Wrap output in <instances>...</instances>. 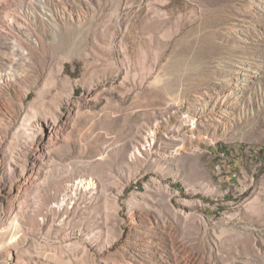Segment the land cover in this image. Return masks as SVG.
I'll list each match as a JSON object with an SVG mask.
<instances>
[{"label":"rangeland","instance_id":"1","mask_svg":"<svg viewBox=\"0 0 264 264\" xmlns=\"http://www.w3.org/2000/svg\"><path fill=\"white\" fill-rule=\"evenodd\" d=\"M39 1L0 0V264H264V0Z\"/></svg>","mask_w":264,"mask_h":264},{"label":"bare ground","instance_id":"2","mask_svg":"<svg viewBox=\"0 0 264 264\" xmlns=\"http://www.w3.org/2000/svg\"><path fill=\"white\" fill-rule=\"evenodd\" d=\"M39 2H42V0H40ZM11 37H12V35L9 34L7 37L3 38V40L8 42L9 40H11ZM47 59L49 61H54V60L58 59V57H47ZM44 68H47L46 64L44 65ZM59 109L60 108H58V110ZM52 114L54 116L55 122L46 120L48 117L46 114L45 119L37 120L36 124L33 125V127L35 128V130L37 132H41L43 134L50 132V135H49L50 137H49L48 141H44L43 137L39 141V143H41V147H43L45 150L50 145V142L57 137V131H56V129H53L52 126L57 125V123L59 122V116L56 113H52ZM37 132H36V134L32 130L31 131L28 130L25 132V136H24L23 140L17 145L16 151H15V156L12 158V162L7 163L5 166L6 171H7V176H8L7 178H9V179L12 178L16 173H19V172L24 173L25 172L26 169H25L24 161L26 163L28 161V159L23 160L22 154H26L27 156H29L30 152L32 151V147L35 145V142H37V139H38ZM83 182L84 181H81V183H83ZM79 183L77 185H79ZM69 198H70V196H67L66 198H64L62 205H64V206L67 205V201ZM11 257H12V255L10 254L9 259H11Z\"/></svg>","mask_w":264,"mask_h":264}]
</instances>
